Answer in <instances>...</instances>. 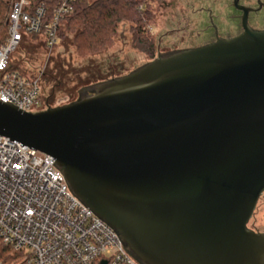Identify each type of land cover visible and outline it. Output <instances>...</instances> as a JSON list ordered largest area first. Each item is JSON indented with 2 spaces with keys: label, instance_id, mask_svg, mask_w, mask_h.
Returning <instances> with one entry per match:
<instances>
[{
  "label": "water",
  "instance_id": "obj_1",
  "mask_svg": "<svg viewBox=\"0 0 264 264\" xmlns=\"http://www.w3.org/2000/svg\"><path fill=\"white\" fill-rule=\"evenodd\" d=\"M0 136L51 156L140 264H264V31L160 55Z\"/></svg>",
  "mask_w": 264,
  "mask_h": 264
},
{
  "label": "built area",
  "instance_id": "obj_2",
  "mask_svg": "<svg viewBox=\"0 0 264 264\" xmlns=\"http://www.w3.org/2000/svg\"><path fill=\"white\" fill-rule=\"evenodd\" d=\"M77 1L58 0L47 17L44 3L12 0L8 37L0 45L1 103L26 113L46 111L41 76L13 69L12 56L32 35L53 49L64 18L73 13ZM0 245L12 256L11 262L0 258V264H140L119 235L72 193L51 156L4 136H0Z\"/></svg>",
  "mask_w": 264,
  "mask_h": 264
},
{
  "label": "rangeland",
  "instance_id": "obj_3",
  "mask_svg": "<svg viewBox=\"0 0 264 264\" xmlns=\"http://www.w3.org/2000/svg\"><path fill=\"white\" fill-rule=\"evenodd\" d=\"M227 2V0L154 1L150 30L155 45L153 59L133 48L132 25L123 22L118 26V34L113 38V45L100 54L80 57L75 34L67 31L62 42L53 49L46 48L41 37H26L12 56L11 65L28 75L41 76L42 101L46 110L63 107L76 101L85 87L90 88L100 81L106 82L126 76L156 59L160 52L168 51L170 48L183 49L201 45L202 41L195 38L201 18L194 16L193 12L201 8H213L216 9V14H223L228 12ZM184 17L189 18L190 23L182 24ZM196 19L198 27L193 21ZM175 29L180 32L176 33ZM59 68L60 74L63 73V79L58 78L56 82L53 77L58 75L56 70ZM248 228L264 234V193L258 201Z\"/></svg>",
  "mask_w": 264,
  "mask_h": 264
},
{
  "label": "trees",
  "instance_id": "obj_4",
  "mask_svg": "<svg viewBox=\"0 0 264 264\" xmlns=\"http://www.w3.org/2000/svg\"><path fill=\"white\" fill-rule=\"evenodd\" d=\"M31 1L32 4L44 3L47 8V17L58 5V0ZM154 1L162 0H78L74 4L73 13L64 18L63 25L57 33V44L54 48L62 42L65 33L68 31L75 34V43L80 57L100 54L113 45V38L118 34L119 24L127 22L132 25L133 48L153 59L155 45L148 28L152 25ZM11 2L12 0H0V45L8 37L7 20L11 10ZM31 37L38 38L37 35ZM44 46L46 47L45 43ZM12 68L19 70L13 66ZM56 71H58V75H54L53 79L57 82V80L63 79V73L60 74V68ZM102 82L105 81L99 83ZM79 99L80 94L73 103ZM0 258L4 259L5 262L12 260L9 249L1 245Z\"/></svg>",
  "mask_w": 264,
  "mask_h": 264
},
{
  "label": "flooded vegetation",
  "instance_id": "obj_5",
  "mask_svg": "<svg viewBox=\"0 0 264 264\" xmlns=\"http://www.w3.org/2000/svg\"><path fill=\"white\" fill-rule=\"evenodd\" d=\"M227 1L226 8L228 9V12L223 14H216V9L214 10L213 8H201L193 12L194 16L196 15L199 19L201 18L199 27L198 19L193 20L197 23L196 27L199 28L195 34V38L197 41H202L201 45L183 49L170 48L168 51L160 52L158 57L160 55H168L180 51L204 47L215 43L218 40H228L238 37L245 32L246 27L256 32L264 31V0ZM181 22H183L182 24H184V22L190 23V20L189 18L184 17ZM174 31L176 33L180 32L178 29H175Z\"/></svg>",
  "mask_w": 264,
  "mask_h": 264
}]
</instances>
